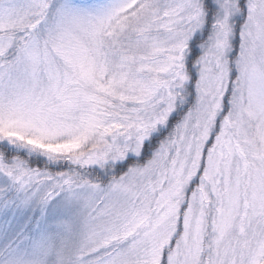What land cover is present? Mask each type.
Segmentation results:
<instances>
[{
	"label": "snow or ice",
	"instance_id": "obj_1",
	"mask_svg": "<svg viewBox=\"0 0 264 264\" xmlns=\"http://www.w3.org/2000/svg\"><path fill=\"white\" fill-rule=\"evenodd\" d=\"M0 264H264V0H0Z\"/></svg>",
	"mask_w": 264,
	"mask_h": 264
}]
</instances>
